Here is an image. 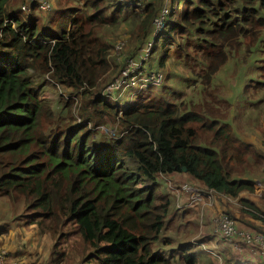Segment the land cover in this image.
Wrapping results in <instances>:
<instances>
[{"label": "trees", "instance_id": "obj_1", "mask_svg": "<svg viewBox=\"0 0 264 264\" xmlns=\"http://www.w3.org/2000/svg\"><path fill=\"white\" fill-rule=\"evenodd\" d=\"M27 1L0 0V197L24 207L25 223L51 239L72 229L86 249L82 264H169L152 251L172 204L158 193L157 176L187 174L233 198L252 194L264 178V154L234 133L230 99L214 82L232 62L242 107L264 97V0H48L47 12L32 2L25 15L20 6ZM160 16L162 29L155 31ZM120 31L122 48L114 54ZM149 42V71L163 79L169 64L175 68L167 79L184 71L174 78L177 93L161 89L165 96L145 100L142 93L123 106L103 96L104 84L91 90ZM151 52L157 67L149 65ZM38 82L83 98H40ZM253 83L255 93L248 94ZM184 87H193L189 96ZM121 108L114 139L101 134L97 124L107 125ZM93 116L98 121L89 126ZM239 202L229 215L249 226L259 205L246 197ZM175 245L193 263L190 243ZM55 247L53 241L52 257Z\"/></svg>", "mask_w": 264, "mask_h": 264}, {"label": "rangeland", "instance_id": "obj_2", "mask_svg": "<svg viewBox=\"0 0 264 264\" xmlns=\"http://www.w3.org/2000/svg\"><path fill=\"white\" fill-rule=\"evenodd\" d=\"M43 12H47L48 10H42ZM26 15V14H25ZM44 15H46L44 13ZM124 34V33H123ZM119 39L116 40L119 41L123 37L122 31L119 32ZM115 42V44H116ZM124 49H126L125 46H123ZM117 49L113 47L111 49V52H115ZM121 51V50H120ZM246 52V49L241 46V53L238 54L241 58L243 53ZM150 53V52H149ZM120 54V52H119ZM176 54V52L174 53ZM149 65H156L155 59L153 58L154 55H149ZM123 58V56L119 57ZM134 59L133 56L127 57V59ZM243 58V57H242ZM250 58L249 55H247L246 60ZM126 59V61H127ZM136 60V59H134ZM147 60V58H146ZM120 61V60H119ZM137 61V60H136ZM140 62V61H139ZM143 62V61H142ZM110 64H113L111 61H109ZM141 63V62H140ZM137 65H139L137 61ZM150 65V66H151ZM112 67V66H111ZM157 67V65H156ZM115 69V67H112ZM175 68L172 64L167 65L165 68L162 69L163 73L165 74V79L161 82V84H151L150 88H148V92L146 90H140L133 95H131V89H126L118 92H108V90H112L111 88H108L107 85H110L111 82L115 79L114 76L117 75L116 69L113 74L112 79H105L107 76V73L104 75V77L99 78V80L95 83V86L91 88L92 91H95L97 87H99L102 84H104L103 89L106 91L107 95H105V98L108 96V100L116 99V101L123 106L127 103H131L130 100L132 99L135 102H138L136 100V97L143 93L142 99L145 100L149 97H152L154 95L161 97L165 96L163 91L161 89H169L173 90L177 93V90L180 89V84L178 81H175V79L181 80V75L184 71H180V76L176 77L175 74H172V77L168 75V79L166 78L169 69ZM118 70V69H117ZM161 70V69H160ZM181 70V68H180ZM252 68L250 67L247 71L248 75H250ZM175 72H179L178 70H175ZM236 72L235 65L232 64V62L227 63L224 67L220 69L218 74L215 76V83L216 86L221 87V94L226 95L230 99L231 108L229 110V121L232 125V129L235 134L239 135L242 139L248 142L247 139L249 137H255L251 140H255V142L260 141V143H263L264 141V97L255 98L251 101H248L246 103V106L243 108L242 105L239 103V99L235 98V95L237 94V90L234 91V86L238 87L241 84V81L234 79V74ZM175 78V79H174ZM109 80V81H108ZM42 82V81H41ZM41 82H38L41 86V90H39L40 98H58L59 96H68L69 94L76 96L79 101L83 98V94L81 92L75 93L73 91H70L69 89H63L61 86H58L56 84L47 83L44 85H41ZM149 86V85H148ZM156 86V87H155ZM147 87V86H146ZM85 88H89L88 86H85ZM108 88V90H107ZM145 88V87H144ZM198 88V87H197ZM210 88V83L206 82L202 85V90L205 94L208 93V90ZM256 84L253 83L251 87L248 89V94L255 93L254 90L256 89ZM193 87H184L183 91L185 92L184 97L189 96L192 93ZM69 91V92H68ZM68 92V93H67ZM167 93H169L167 91ZM257 93H260L257 92ZM143 102V101H142ZM130 105V104H129ZM237 106V107H236ZM123 108V107H122ZM121 108V109H122ZM124 109H122L118 115L115 116V118L111 121V116L109 115L107 117V125H99L100 129L104 134L107 133V136L111 134V131L114 132V136H116L117 133V126L120 128L121 126V116ZM90 122H88L89 126H93V124L97 123L98 117L93 116L89 119ZM93 123V124H92ZM109 124L110 127H109ZM259 138H258V136ZM114 139V137H112ZM259 145V144H258ZM261 147H264V143L261 144ZM261 152L264 154V149H261ZM186 175L187 177L183 176ZM159 178L158 185L159 190L158 193H163L169 196V198L172 201V204L170 206V222L167 224V229L163 230L161 235L159 236V239L152 243V251L156 253L157 255H160L161 257L165 258L169 261V264H174L175 259H178L176 261V264H183L182 260L179 258H182L184 254L181 253L179 255L180 251L176 249L175 243L178 241H186L187 244L190 243L191 248L188 250L190 253H194L195 257H193V263L191 264H223L224 258H231L233 255V251L226 243L225 241L221 240L215 235H212V217L217 211H223L226 214H230L231 209L237 210L238 208H241L242 205L239 202V199L241 197H246L250 202L256 203L259 205V210L253 211L257 217H251V218H257V219H250L248 221L251 230H258L261 232L264 231V222L261 219H264V205L260 204V198L264 194V178L260 182L261 190L256 191V186L259 187V185L256 183V186H254V191L252 194L247 193V191H243L240 193L239 198H233L226 196L224 194H219V196L214 200L212 205L206 206V205H191V206H182L181 208H178L177 206L180 205V202L178 200L179 195L176 193V189L180 186L184 180H190L193 185L199 186L200 183L197 180L191 178L187 174H171V175H164V176H157ZM261 192L259 195L256 194ZM176 205V207H175ZM209 207L210 209H214L215 212L212 216L207 217L206 216V208ZM24 207L20 205H13L10 203V201L6 197H0V216L4 215L7 216V219L10 220V224L8 223V229L7 231L10 233V239L8 243L5 245L4 248L0 249V255H4L7 260H12L11 256L7 253L8 251L11 252V246L14 244V231H18V224L16 221L21 222L22 225H24L25 232H27V235L22 234L21 232L17 236L18 242H22L23 246L28 243L27 248H33L32 244H35V253L38 257L36 260H38V264L44 260L45 257H47L46 252L44 251L48 243L56 242V247L53 248V264L57 262V264H82L79 261V258H81L82 254L86 251L84 244L82 241L78 238L76 233L70 229H65L64 235L61 236L60 239H51L49 238V234L47 232H43L39 229L36 224H24L26 221L25 216L23 215L25 213ZM183 210H187V213H183ZM230 216V215H229ZM261 218V219H260ZM31 225V226H30ZM30 229L34 232H37L38 236H32L30 238ZM167 237H171L174 241L173 243L169 244V242H166L164 240ZM30 238V239H29ZM50 240V241H49ZM204 246H200L198 243L202 242ZM41 242V243H40ZM44 247V250H43ZM7 248V250L5 249ZM232 252H231V251ZM187 251V252H188ZM232 254H231V253ZM226 264V262H225ZM229 264H236L235 262H231Z\"/></svg>", "mask_w": 264, "mask_h": 264}, {"label": "built area", "instance_id": "obj_3", "mask_svg": "<svg viewBox=\"0 0 264 264\" xmlns=\"http://www.w3.org/2000/svg\"><path fill=\"white\" fill-rule=\"evenodd\" d=\"M37 3L41 10H49L51 4L48 0H28L26 3L20 6V9L24 14H28L31 11V3ZM166 10H164L165 12ZM155 31L162 29V17H157L153 20ZM122 41H118L114 47L117 49L114 54H119L122 48ZM151 43L149 42L143 49L139 51L138 57H133L134 59L125 58L124 66L120 73L116 75L112 80L110 85H107L108 92H118L126 89H131V95L140 91L144 87L151 84H161L163 81V74L159 71H149L147 66L145 67L144 61L150 52ZM127 59V61H126ZM120 60V58H118ZM141 63H140V62ZM143 61V62H142ZM101 93L105 97L107 95L106 91L102 88ZM108 98V96L106 97ZM99 127V132L103 133ZM107 134V133H104ZM109 137H115L114 132L111 131ZM256 183L259 185L256 186ZM254 186H256V191L261 190L260 182L255 181ZM179 195L178 200L180 202L179 207L184 205H212L214 200L219 196V192L213 188L204 187L202 185L196 186L191 183L190 180H184L180 186L175 190ZM261 192L256 194H260ZM214 214V213H213ZM212 214V215H213ZM211 215V216H212ZM212 230L213 234L218 238L226 241L230 247L238 253L247 251L254 257H257L260 264H264V231H252L246 228H242L237 224V222L231 218L228 214L223 211H217L212 217ZM0 264H17V260H7L4 255H0Z\"/></svg>", "mask_w": 264, "mask_h": 264}, {"label": "crops", "instance_id": "obj_4", "mask_svg": "<svg viewBox=\"0 0 264 264\" xmlns=\"http://www.w3.org/2000/svg\"><path fill=\"white\" fill-rule=\"evenodd\" d=\"M252 138H255V137H251L250 136L249 139H247L248 142L253 143L260 151H261V149L263 150L264 147L262 148L261 144H263L264 142L263 143H260V141L255 142V140H251ZM258 138H259V136H258ZM255 139H257V138H255ZM262 141H264V138H263ZM183 176L187 177L186 175H183ZM196 184H199V183H196ZM205 210L207 211L206 212V216L207 217H210L215 212L214 209H210L209 207H207ZM184 212L187 213L188 211L184 210ZM9 222H10V220L7 219V216H4V215L0 216V249L4 248L5 245L8 243V241L10 239V233L7 231ZM16 222H17L19 228H18L17 232L14 231V244H13V246H11V252H9L7 250V248H5L8 251L7 253L11 256V258L18 259L19 260V264H38L37 263L38 260H36V258L38 256L36 254H34L35 253V244L34 243L32 244L33 248H27L28 247V243L25 244V246H23L22 242H18V240H17L18 234L21 232L22 234L27 235V232H25V229L23 227L24 225H22L21 222H18V221H16ZM24 224H26V223H24ZM237 224L239 226H241L242 228H246V229L251 230V228L249 226H245L244 224H242V223H240L238 221H237ZM28 233H30V235H31L30 238L32 236H34V237L38 236L37 232H34V230L32 231L31 229H30V231ZM212 235H214V234L212 233ZM51 247H52V242L48 243V246H47V248L45 250H44V247H43V250L46 252L47 257H45L44 260H42V262L40 264H52L53 257H52ZM232 253H233L234 256H231V258H228V259L224 258L223 259V261H224L223 264H225V262H226V264H229V263L235 262V261H236V264H239L240 262H245V264H260L258 258L252 256L247 251H244L242 253H238V252L233 251ZM194 255L195 254L193 253V257H195ZM179 259L182 260L183 264H186L183 261V257L179 258ZM177 260L178 259H175L174 264H176ZM220 264H221V262H220Z\"/></svg>", "mask_w": 264, "mask_h": 264}, {"label": "clouds", "instance_id": "obj_5", "mask_svg": "<svg viewBox=\"0 0 264 264\" xmlns=\"http://www.w3.org/2000/svg\"><path fill=\"white\" fill-rule=\"evenodd\" d=\"M184 172V171H183ZM257 181V180H256ZM200 185H202L201 183H199ZM255 184V183H254ZM203 186V185H202ZM192 205H198V204H192ZM184 206H191V204L190 205H184ZM178 208H181V207H179V206H177ZM236 221V220H235ZM237 222V221H236ZM252 231H256V230H252ZM224 241V240H223ZM226 242V241H225ZM227 243V242H226ZM200 246H204V244H203V241L202 242H200V243H198ZM231 248V247H230ZM232 249V248H231ZM233 250V249H232ZM234 251V250H233ZM11 259H14V260H17V264H19V260L18 259H16V258H11Z\"/></svg>", "mask_w": 264, "mask_h": 264}, {"label": "water", "instance_id": "obj_6", "mask_svg": "<svg viewBox=\"0 0 264 264\" xmlns=\"http://www.w3.org/2000/svg\"><path fill=\"white\" fill-rule=\"evenodd\" d=\"M182 170L185 172L186 171V169L185 168H182Z\"/></svg>", "mask_w": 264, "mask_h": 264}]
</instances>
